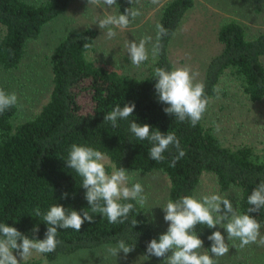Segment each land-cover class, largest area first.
I'll list each match as a JSON object with an SVG mask.
<instances>
[{"label":"trees","instance_id":"16d2710c","mask_svg":"<svg viewBox=\"0 0 264 264\" xmlns=\"http://www.w3.org/2000/svg\"><path fill=\"white\" fill-rule=\"evenodd\" d=\"M194 0H167L159 13L158 22L168 30L161 40L162 50L149 72L141 77L121 73L87 58L94 50L95 30L86 26L67 32L49 54L51 87L46 101L36 114L13 124L16 106L0 114V223L15 227L30 239H44L48 225L42 217L33 215L38 206L42 213L58 204L82 215L89 205L84 198L82 178L67 167L65 160L72 144L92 147L105 153L117 168L164 172L168 179V199L193 195L199 177L211 172L219 189L237 186V209L246 213L247 197L260 181H264V155L259 157L248 146L230 148L203 125L188 121L177 122L165 114L167 107L158 101L153 76L156 67L172 69L168 56L170 38L185 11ZM69 0H43L32 3L26 0H0V65L15 66L21 58L25 42L35 38L44 23L65 10ZM120 14L133 7L128 0H116ZM157 31V30H156ZM156 37V34H155ZM216 39L220 50L210 56L200 81L205 94L211 98L220 76L232 74L242 91L251 100L264 94V32L247 36L243 26L233 18L223 21L217 28ZM155 41V40H154ZM89 45V47H84ZM0 88L2 86L0 85ZM135 104L128 120H118L117 127L104 122V115L113 107ZM150 125V131L174 132L185 156L174 167L170 163L175 148L164 153L163 162L148 156L151 143L141 141L129 132V121ZM109 172L110 167H106ZM62 193L67 197L62 198ZM130 222L109 224L105 217L96 214L95 223L85 222L79 232L57 228L61 243L52 253L41 254L52 259L59 254L81 248L124 240L127 245L146 251L151 239L159 232L148 221L143 207L135 201ZM264 218V209L248 213ZM38 227V232L32 229ZM196 232L203 245L212 228L197 225ZM21 264H32L23 261ZM239 264V263H235Z\"/></svg>","mask_w":264,"mask_h":264},{"label":"rangeland","instance_id":"374dc122","mask_svg":"<svg viewBox=\"0 0 264 264\" xmlns=\"http://www.w3.org/2000/svg\"><path fill=\"white\" fill-rule=\"evenodd\" d=\"M26 1L39 3L43 0ZM166 1L159 0L158 4L151 3V0L134 2L133 7L139 9L141 15L133 20L126 30H117L116 37L109 40L95 21L98 17L102 18L105 13H118V8L90 6L87 0H69L64 11L44 23L35 38L25 42L21 58L15 66L4 68L0 65L2 89L7 93H15L18 97V105L11 118L12 123L16 124L33 117L46 101L51 87L49 54L55 44L71 30L86 26L95 30L94 50L87 54L88 59L121 73L136 77L146 75L153 63L151 53L149 60L136 69L131 65L124 45L128 40L139 42L144 36H151L153 41L155 40L159 13ZM230 18L243 26L247 36L264 32V0H194L193 5L183 14L169 41L168 56L172 68L187 66L193 72L199 73L200 80L208 58L221 48L220 42L216 39L217 28ZM148 47L151 49V45ZM260 60L264 65V56H261ZM215 87L219 89V98L216 92L211 96V103L203 117V125L222 145L230 148L245 145L250 147L253 154L262 157L264 94L257 100L249 99L234 76L228 72L220 76ZM214 125H219V131H216ZM127 172L131 177L129 186L139 182L148 197L143 209L149 223L160 235L165 233L168 224L163 219L164 212L160 207L169 200L166 175L158 169L150 171L129 169ZM212 192L227 197L237 209L238 187L219 189L214 175L211 172H203L193 196L199 199ZM256 219L264 225L263 217ZM212 230L220 231L229 246L227 255L215 258L218 264H264V246L252 244L240 248L239 240H227V233L220 226ZM261 234L264 235V227ZM211 243L203 245L204 249L201 251H208ZM115 245L116 243H105L91 248H81L71 253L59 254L52 259H45L41 254L34 253L27 261L32 264H163V258L150 256L145 259L146 251L138 247L127 254L126 260L123 259V252L113 257L107 253L106 248ZM13 254H16L15 250Z\"/></svg>","mask_w":264,"mask_h":264},{"label":"clouds","instance_id":"9594fccd","mask_svg":"<svg viewBox=\"0 0 264 264\" xmlns=\"http://www.w3.org/2000/svg\"><path fill=\"white\" fill-rule=\"evenodd\" d=\"M134 2L138 0H128L130 5ZM87 3L96 7L118 8L116 0H87ZM151 3L158 4L159 0H151ZM140 15L139 9L128 7L123 14L105 13L102 18L98 17L95 23L106 38L111 40L116 37L117 30H126ZM156 30L155 41L151 36H144L139 42L135 40L125 42L126 53L134 68L139 69L148 61L150 53L153 62L160 55L161 40L168 35V30L159 23L156 24ZM148 45H151V49ZM153 76L158 101L167 105L163 109L165 114L175 117L177 122L188 121L195 127L203 119L211 103V99L205 94V84L198 80L199 73L193 72L187 66L173 67L171 70L156 67ZM213 91L219 98V89L214 88ZM17 105V95L0 88V114ZM134 109L135 104H125L123 107L117 105L104 115V122H111L112 127L116 128L117 121L128 120ZM214 127L219 131V125ZM129 132L135 138L151 143L148 156L155 162H163L164 153L175 148L178 155L173 157L169 165L174 167L186 154L174 132L164 134L158 130L150 131V125H140L133 120L129 121ZM65 162L68 168L82 178L81 186L85 189L84 198L89 205L88 210H83L81 215L75 210H68L55 204L42 213L37 206L33 210V215L42 217L48 225L45 238L42 240L30 239L15 227L0 223V264H21V261H27L34 253L39 255L54 252L61 243L56 238L57 228H70L79 232L85 222L95 223L96 214L105 217L109 224L130 222L131 228L137 225L136 219L130 220L135 205L127 201H135L143 207L148 197L139 182L129 186L131 177L126 169L117 168L105 153L77 144L70 146ZM106 167H110L111 172H108ZM67 195L62 193V198ZM247 204L251 207H248L246 213H241L227 197L216 192L203 195L199 199L193 195L181 196L176 200L169 199L160 207L164 212L163 219L168 224L167 230L159 235L158 239H151L147 243L144 258L148 259L150 256L163 258V264H218L215 258L223 257L229 252L225 237L220 231H213L207 237L212 242L210 249L202 252L203 241L195 230L197 225H204L210 229L220 226L226 231L227 240H239L240 248L252 244L264 246V235L261 234L264 225L248 214L264 209V181H260L253 188L247 197ZM32 231L35 233L39 229L34 227ZM134 248L135 244L127 245L124 240H119L115 246H107L106 250L113 257L123 252V259L126 260L127 254L134 251Z\"/></svg>","mask_w":264,"mask_h":264}]
</instances>
